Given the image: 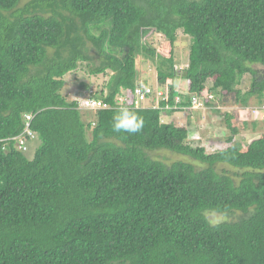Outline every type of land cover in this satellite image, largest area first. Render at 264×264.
Listing matches in <instances>:
<instances>
[{
	"label": "trees",
	"instance_id": "trees-1",
	"mask_svg": "<svg viewBox=\"0 0 264 264\" xmlns=\"http://www.w3.org/2000/svg\"><path fill=\"white\" fill-rule=\"evenodd\" d=\"M178 32L190 38L182 75ZM139 57L164 93L144 109L134 91L154 89L139 80ZM83 63L110 74L97 93L80 83L94 111L62 94ZM253 66L264 69V0H0V264H264V124L242 146L224 114L228 146L207 153L161 121L193 98L262 107L264 71ZM122 108L142 118L139 134L113 131ZM156 151L202 167L166 165ZM208 212L234 219L212 225Z\"/></svg>",
	"mask_w": 264,
	"mask_h": 264
},
{
	"label": "rangeland",
	"instance_id": "rangeland-1",
	"mask_svg": "<svg viewBox=\"0 0 264 264\" xmlns=\"http://www.w3.org/2000/svg\"><path fill=\"white\" fill-rule=\"evenodd\" d=\"M178 46H177V66L176 69L181 70L185 69L187 66V53L190 38L183 37L180 32L177 33ZM163 40L162 36L155 35L148 42L152 45L153 48H156L159 43ZM91 53V52H90ZM136 68L138 69L139 80L141 82H146L148 87L156 90V80H155V69L153 65L148 60L142 58H137ZM254 69L264 71L260 66H253ZM109 73L105 76L92 77L88 74V66L83 63L78 66V69L74 72L67 74L64 77L65 88L62 91L64 97L68 100L82 101L83 98L87 97L88 90L81 89L80 83L89 86V90L93 93H97L105 85V82L108 81ZM250 77L245 76L241 82V85L238 87L242 92H247L249 89ZM175 86L178 88L180 93L186 91V82L182 79H178L175 82ZM152 106V103H150ZM146 107V105H145ZM257 108V102L255 99H251L249 102L248 109L252 110ZM238 105L234 103L233 96L221 97L219 100L215 99L214 107H206L199 109L185 110L181 113H177L172 117H162V123L175 124L179 127H184L190 132V138L188 139V144L192 147H202L206 150L207 153H213L220 149H225L228 145L225 142L229 132L226 128L224 121V114H230L233 116L232 124L239 128V134L235 137V141L242 146H246L249 140L257 138L263 131V122H264V112L258 111L256 114H253L252 111L249 113L243 112ZM262 116V117H261ZM254 119L258 121L256 132L251 128L250 122H253ZM247 120V128L243 127V121ZM39 140L33 139L29 143L27 151L24 153V156L27 160H32L36 149L39 147ZM152 159L160 161L166 165H170L175 162H187L195 165L198 169L202 166H199L194 161L189 158L182 157L167 151H156L149 154ZM220 168H225L221 166ZM228 171H233L231 169H226ZM205 216L210 224L216 225L222 222H230L234 219L233 216H221L215 213H205Z\"/></svg>",
	"mask_w": 264,
	"mask_h": 264
},
{
	"label": "built area",
	"instance_id": "built-area-1",
	"mask_svg": "<svg viewBox=\"0 0 264 264\" xmlns=\"http://www.w3.org/2000/svg\"><path fill=\"white\" fill-rule=\"evenodd\" d=\"M158 97V98H162L164 96V93L162 91L158 92L156 95L155 90L152 89H147V88H136L134 91V107L136 109L139 108H149L148 106L150 105V103L153 101L154 97ZM210 99H213V96L209 97ZM126 100L124 97H119L118 98V102L123 105L122 103H124ZM176 102H178V99H176ZM146 105V107H145ZM80 107L84 110H90V111H94L97 110L101 107V104L97 101H94L92 99H84L82 101H80ZM152 107V106H150ZM199 108H204L203 104H201L197 99L193 98V102H192V106L191 109H199ZM253 114H256L258 111H262L264 112V105L260 108H253L252 110ZM259 113V112H258ZM262 117V116H261ZM264 117V116H263ZM27 119H29V117H27Z\"/></svg>",
	"mask_w": 264,
	"mask_h": 264
},
{
	"label": "clouds",
	"instance_id": "clouds-1",
	"mask_svg": "<svg viewBox=\"0 0 264 264\" xmlns=\"http://www.w3.org/2000/svg\"><path fill=\"white\" fill-rule=\"evenodd\" d=\"M205 108V107H204ZM191 110V107L190 109ZM144 126L142 118L127 108H122L113 122V131L129 135L139 134Z\"/></svg>",
	"mask_w": 264,
	"mask_h": 264
},
{
	"label": "crops",
	"instance_id": "crops-1",
	"mask_svg": "<svg viewBox=\"0 0 264 264\" xmlns=\"http://www.w3.org/2000/svg\"><path fill=\"white\" fill-rule=\"evenodd\" d=\"M169 123H171V122H169Z\"/></svg>",
	"mask_w": 264,
	"mask_h": 264
}]
</instances>
